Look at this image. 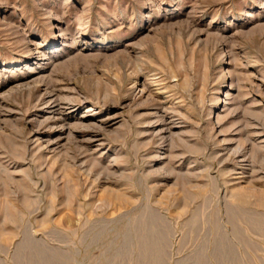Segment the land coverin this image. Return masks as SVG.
<instances>
[{
    "label": "rangeland",
    "instance_id": "1",
    "mask_svg": "<svg viewBox=\"0 0 264 264\" xmlns=\"http://www.w3.org/2000/svg\"><path fill=\"white\" fill-rule=\"evenodd\" d=\"M0 264H264V0H0Z\"/></svg>",
    "mask_w": 264,
    "mask_h": 264
}]
</instances>
